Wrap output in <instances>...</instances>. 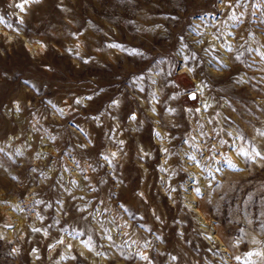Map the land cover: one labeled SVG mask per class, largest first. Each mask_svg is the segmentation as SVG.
<instances>
[{
	"label": "rangeland",
	"instance_id": "374dc122",
	"mask_svg": "<svg viewBox=\"0 0 264 264\" xmlns=\"http://www.w3.org/2000/svg\"><path fill=\"white\" fill-rule=\"evenodd\" d=\"M0 20V264H264V0Z\"/></svg>",
	"mask_w": 264,
	"mask_h": 264
},
{
	"label": "snow or ice",
	"instance_id": "6c2138e0",
	"mask_svg": "<svg viewBox=\"0 0 264 264\" xmlns=\"http://www.w3.org/2000/svg\"><path fill=\"white\" fill-rule=\"evenodd\" d=\"M221 2H223V0H221ZM22 10H23V5H18ZM0 22H2V20H0ZM8 27H11V25H8ZM189 71H192L191 68L188 69ZM193 98H195L194 94H193ZM79 102V101H77ZM19 110V109H17ZM135 118V117H133ZM157 136H159L160 134L159 133H156ZM262 135H264V133H262ZM113 155H115V153H113ZM256 155H259V153H256ZM107 159V158H106ZM194 159V158H193ZM197 193H199V189H197ZM175 259V258H174Z\"/></svg>",
	"mask_w": 264,
	"mask_h": 264
},
{
	"label": "bare ground",
	"instance_id": "6f19581e",
	"mask_svg": "<svg viewBox=\"0 0 264 264\" xmlns=\"http://www.w3.org/2000/svg\"><path fill=\"white\" fill-rule=\"evenodd\" d=\"M102 11V10H101ZM113 13V12H112ZM106 14V13H105ZM110 14V12H109ZM28 43V42H27ZM28 45V44H27ZM29 46V45H28ZM227 59V58H226ZM198 87L195 89V91L200 94L201 93V88L199 87V85H197ZM201 95V94H200ZM196 163V162H195ZM197 165V164H196ZM197 209V208H196ZM215 234V233H214ZM217 235V234H216ZM217 237V236H216ZM218 238V237H217ZM220 238V237H219ZM220 241H221V238H220ZM222 242V241H221ZM223 245H224V242H223ZM230 251V250H229Z\"/></svg>",
	"mask_w": 264,
	"mask_h": 264
},
{
	"label": "water",
	"instance_id": "95a60500",
	"mask_svg": "<svg viewBox=\"0 0 264 264\" xmlns=\"http://www.w3.org/2000/svg\"><path fill=\"white\" fill-rule=\"evenodd\" d=\"M193 94L195 95V92H190V93H189V96H190V97H193Z\"/></svg>",
	"mask_w": 264,
	"mask_h": 264
}]
</instances>
